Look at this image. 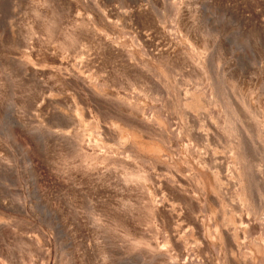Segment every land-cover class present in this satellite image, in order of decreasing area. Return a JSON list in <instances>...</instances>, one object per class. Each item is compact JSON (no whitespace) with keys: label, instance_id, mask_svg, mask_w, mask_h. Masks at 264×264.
<instances>
[{"label":"rangeland","instance_id":"1","mask_svg":"<svg viewBox=\"0 0 264 264\" xmlns=\"http://www.w3.org/2000/svg\"><path fill=\"white\" fill-rule=\"evenodd\" d=\"M0 264H264V0H0Z\"/></svg>","mask_w":264,"mask_h":264}]
</instances>
